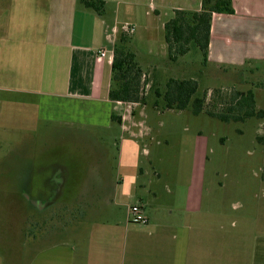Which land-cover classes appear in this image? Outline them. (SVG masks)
<instances>
[{"label":"crops","instance_id":"0c3cea01","mask_svg":"<svg viewBox=\"0 0 264 264\" xmlns=\"http://www.w3.org/2000/svg\"><path fill=\"white\" fill-rule=\"evenodd\" d=\"M103 1L100 16L79 0H0V161H6L0 180L8 181L0 188V264H262L256 259L263 254H256V233L237 230V223L226 229L210 215L201 160L205 153L173 156L177 166L173 172L164 170L158 165L165 157L151 144L141 156L138 143L130 140L150 135V127L137 122V114L144 116L143 105L109 99L120 36L131 35L144 78L162 68L152 61L158 52L168 72L175 71L182 57L168 60L164 17L175 10L199 11L202 0ZM143 4H148V21L134 40L135 25L126 16ZM233 7L232 15H213L208 68H240L246 61L264 60V0H233ZM155 21H161L158 35ZM125 25L134 32L125 33ZM137 44H144L147 54ZM100 51L106 55L100 57ZM154 110L163 115L162 109ZM95 111L106 113L103 128L118 133L113 139L117 157L92 155L87 159L93 162L92 172L84 176L77 169L80 144L69 159L60 154L51 162L24 157L29 182L18 191V139L31 147L30 133L43 128L42 122L77 133L92 126L81 122L82 113ZM50 180L56 181L53 186ZM18 196L23 197L25 221L17 228ZM136 205L146 224L131 220L130 208ZM49 212H67L68 219L47 235L41 219ZM94 214L105 219L95 220Z\"/></svg>","mask_w":264,"mask_h":264},{"label":"rangeland","instance_id":"374dc122","mask_svg":"<svg viewBox=\"0 0 264 264\" xmlns=\"http://www.w3.org/2000/svg\"><path fill=\"white\" fill-rule=\"evenodd\" d=\"M130 9L131 12L126 16V21L135 25V40L144 33V24L146 20L148 21L145 13L149 8L148 4H143ZM172 17L170 12L164 20L167 22ZM160 24L161 21H155L152 24L154 33L157 35L158 32L160 33V27H158ZM127 36L131 35L127 34ZM136 46L142 54H147L144 44ZM155 55L152 61L161 62L162 68L154 73L155 76L146 78L149 90L145 88V105L141 104L144 116L137 114V122L143 121L148 125L151 129L150 135L130 140L138 143L140 146L138 154L141 156H143V147L151 144L157 155L165 157L164 162L158 166H163V169L168 172H173L177 166L173 156L184 154L189 156L193 152L196 157L197 151L204 152L201 160L205 163L207 174L206 188L209 192L207 205L210 207L208 208L210 215L214 220L217 219V224L221 223V226L226 229H230L233 223H237V230L256 233V254L263 252L257 255L256 259L258 263L264 264V119L254 117L244 121L225 123L207 114L209 111L221 113L229 105L230 95L234 91L249 90L255 95L257 109L264 111V60L246 61V65L240 68L229 66L208 68L203 63L202 53L196 47H192L191 51L179 60L175 71L168 72V62L160 57L159 52ZM152 56L153 54L150 57ZM152 71L154 72L153 69ZM171 77L198 80L196 96L206 97L205 113L195 116L188 109L184 112L165 110L161 116L156 114L154 110V104L158 100L156 90L157 88L164 90ZM217 91H221L223 95H215ZM159 101V108H161L164 104L162 100L159 99ZM95 112L94 115L82 113L81 122L92 126H82L81 131L77 133L59 130L60 127L57 124L42 122L43 128L40 126V130L30 133L31 147L21 146L23 140L18 139L20 142L16 148L18 164L15 179L18 191L24 190L29 182L25 175L24 157L31 155L34 159L46 158L51 162L60 154V159L64 157L69 159L73 156V151H77V148L73 146L80 144L79 156L76 154L79 162L77 169L78 174L81 173L83 176L86 172H92L90 166L93 162L90 163L87 160L92 155L98 153V156L104 157L107 154L112 159L117 157L118 143L113 139L115 134L118 136V133L103 128L107 123L104 111ZM86 143H92L94 149L87 147ZM5 162L4 159L0 161V168L4 167ZM54 182L56 181L50 180V186H53ZM7 183L8 181L2 178L0 188L7 187ZM24 210L23 197L18 196L15 217L17 228L25 221ZM66 213L45 214L46 216L41 220L47 235H50L54 228L64 224V219L67 218ZM92 216L95 220L105 219L103 215ZM37 225L41 226V222ZM41 233L44 234V232Z\"/></svg>","mask_w":264,"mask_h":264},{"label":"trees","instance_id":"16d2710c","mask_svg":"<svg viewBox=\"0 0 264 264\" xmlns=\"http://www.w3.org/2000/svg\"><path fill=\"white\" fill-rule=\"evenodd\" d=\"M80 4L102 16L105 11L103 0H79ZM233 0H202L199 11L175 10L173 17L164 25V39L168 49V60L177 62L196 47L203 55V63L208 60L212 18L214 14H234ZM130 37L122 34L114 46L112 81L109 99L113 102L145 104L146 78L131 50ZM198 81L195 79H175L167 81L164 90L157 88L158 100L154 108L163 111L184 112L188 109L195 116L206 112V97H197ZM215 95H223L221 91ZM208 116L221 122H238L250 118L264 119V111L256 107L253 91H234L229 105L221 113L209 111ZM116 116L112 115V120Z\"/></svg>","mask_w":264,"mask_h":264},{"label":"built area","instance_id":"2783aa9c","mask_svg":"<svg viewBox=\"0 0 264 264\" xmlns=\"http://www.w3.org/2000/svg\"><path fill=\"white\" fill-rule=\"evenodd\" d=\"M124 32L125 33H133L134 32V27H131L129 25L124 26ZM106 55L105 51H100V57H104ZM130 215H131V220L134 223H139V224H146L147 223V218L144 216L143 210L140 206H133L130 208Z\"/></svg>","mask_w":264,"mask_h":264}]
</instances>
